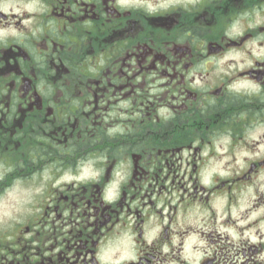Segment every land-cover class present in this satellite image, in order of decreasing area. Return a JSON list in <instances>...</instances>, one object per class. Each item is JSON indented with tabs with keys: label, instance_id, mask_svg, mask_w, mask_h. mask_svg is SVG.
Here are the masks:
<instances>
[{
	"label": "flooded vegetation",
	"instance_id": "1",
	"mask_svg": "<svg viewBox=\"0 0 264 264\" xmlns=\"http://www.w3.org/2000/svg\"><path fill=\"white\" fill-rule=\"evenodd\" d=\"M264 0H0V264H264Z\"/></svg>",
	"mask_w": 264,
	"mask_h": 264
},
{
	"label": "rangeland",
	"instance_id": "2",
	"mask_svg": "<svg viewBox=\"0 0 264 264\" xmlns=\"http://www.w3.org/2000/svg\"><path fill=\"white\" fill-rule=\"evenodd\" d=\"M262 149H264V145H263V148Z\"/></svg>",
	"mask_w": 264,
	"mask_h": 264
}]
</instances>
